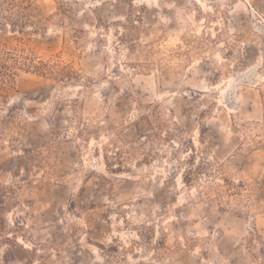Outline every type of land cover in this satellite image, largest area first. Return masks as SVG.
I'll return each mask as SVG.
<instances>
[{"label": "rangeland", "instance_id": "rangeland-1", "mask_svg": "<svg viewBox=\"0 0 264 264\" xmlns=\"http://www.w3.org/2000/svg\"><path fill=\"white\" fill-rule=\"evenodd\" d=\"M0 264H264V0H0Z\"/></svg>", "mask_w": 264, "mask_h": 264}]
</instances>
